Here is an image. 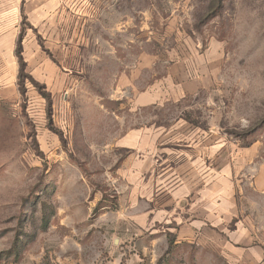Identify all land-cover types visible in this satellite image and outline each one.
Returning a JSON list of instances; mask_svg holds the SVG:
<instances>
[{
    "label": "rangeland",
    "instance_id": "374dc122",
    "mask_svg": "<svg viewBox=\"0 0 264 264\" xmlns=\"http://www.w3.org/2000/svg\"><path fill=\"white\" fill-rule=\"evenodd\" d=\"M42 3L0 7V264H112L119 250L96 226L114 205L119 158L103 146L116 126L106 106L123 72L142 89L173 62L174 96L186 81L188 93L157 109L159 121L186 114L239 146L242 183L224 246L176 247L144 264H264V0ZM155 111L140 112L149 123Z\"/></svg>",
    "mask_w": 264,
    "mask_h": 264
},
{
    "label": "crops",
    "instance_id": "0c3cea01",
    "mask_svg": "<svg viewBox=\"0 0 264 264\" xmlns=\"http://www.w3.org/2000/svg\"><path fill=\"white\" fill-rule=\"evenodd\" d=\"M42 1L44 7L54 6V0ZM141 61L142 67L153 63L150 56ZM185 71L182 80L187 77ZM131 75L123 72L116 87L119 95L113 105L106 106L107 119L114 118L116 126L107 130L109 138L103 146L118 151L119 158L109 183L115 193L114 205L101 208L96 226L104 228L119 250L112 264L123 258L127 264H144L147 259L155 263L171 241L173 249L224 246L242 183L237 173L243 163L240 147L228 149L225 137L214 140L210 130L191 124L186 114L177 115L171 125L160 122L157 109L181 102L188 93L186 81L181 94L174 96V84H180L174 80V62L167 74L143 84L142 89H137ZM116 105L135 110L133 123L130 114L119 117L114 113ZM141 109L156 110L151 122L145 121ZM104 121L100 118L97 125L100 133L108 128Z\"/></svg>",
    "mask_w": 264,
    "mask_h": 264
},
{
    "label": "trees",
    "instance_id": "16d2710c",
    "mask_svg": "<svg viewBox=\"0 0 264 264\" xmlns=\"http://www.w3.org/2000/svg\"><path fill=\"white\" fill-rule=\"evenodd\" d=\"M172 244L173 243L171 241L168 250L166 251V253L163 256L168 255V254L170 255V253L172 252V249H173V245ZM160 263H161V261L158 264H160Z\"/></svg>",
    "mask_w": 264,
    "mask_h": 264
}]
</instances>
